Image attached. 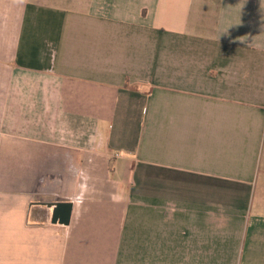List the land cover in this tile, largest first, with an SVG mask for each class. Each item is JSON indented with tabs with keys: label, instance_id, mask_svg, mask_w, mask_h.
I'll return each instance as SVG.
<instances>
[{
	"label": "crops",
	"instance_id": "1",
	"mask_svg": "<svg viewBox=\"0 0 264 264\" xmlns=\"http://www.w3.org/2000/svg\"><path fill=\"white\" fill-rule=\"evenodd\" d=\"M0 264H264V0H0Z\"/></svg>",
	"mask_w": 264,
	"mask_h": 264
},
{
	"label": "water",
	"instance_id": "2",
	"mask_svg": "<svg viewBox=\"0 0 264 264\" xmlns=\"http://www.w3.org/2000/svg\"><path fill=\"white\" fill-rule=\"evenodd\" d=\"M48 207H55L52 222L60 223L63 225H69L72 215V204L71 203H47Z\"/></svg>",
	"mask_w": 264,
	"mask_h": 264
}]
</instances>
